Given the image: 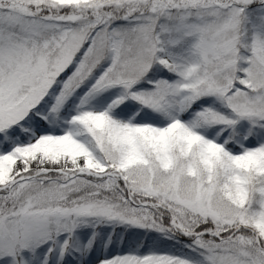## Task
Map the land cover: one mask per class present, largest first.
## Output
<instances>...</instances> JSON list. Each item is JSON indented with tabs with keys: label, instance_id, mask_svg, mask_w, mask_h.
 Instances as JSON below:
<instances>
[{
	"label": "snow or ice",
	"instance_id": "1",
	"mask_svg": "<svg viewBox=\"0 0 264 264\" xmlns=\"http://www.w3.org/2000/svg\"><path fill=\"white\" fill-rule=\"evenodd\" d=\"M0 264H264V0H0Z\"/></svg>",
	"mask_w": 264,
	"mask_h": 264
}]
</instances>
